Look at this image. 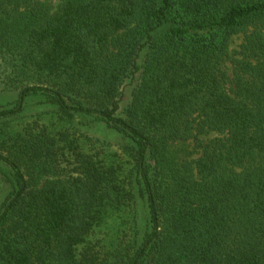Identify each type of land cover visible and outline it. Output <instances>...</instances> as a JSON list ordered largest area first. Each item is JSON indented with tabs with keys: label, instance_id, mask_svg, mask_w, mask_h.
Returning <instances> with one entry per match:
<instances>
[{
	"label": "trees",
	"instance_id": "1",
	"mask_svg": "<svg viewBox=\"0 0 264 264\" xmlns=\"http://www.w3.org/2000/svg\"><path fill=\"white\" fill-rule=\"evenodd\" d=\"M54 1L0 0V264H264V0Z\"/></svg>",
	"mask_w": 264,
	"mask_h": 264
},
{
	"label": "rangeland",
	"instance_id": "2",
	"mask_svg": "<svg viewBox=\"0 0 264 264\" xmlns=\"http://www.w3.org/2000/svg\"><path fill=\"white\" fill-rule=\"evenodd\" d=\"M58 2L55 0L54 5H57ZM245 35H239L234 38L232 44L233 54L237 56V51H240L241 44L243 43ZM225 69L229 74H232V64L229 62L225 65ZM133 89L132 82L124 88V96L121 102V107L125 108L131 99V93ZM19 90L12 88L7 85L3 70L0 68V106L8 105L13 102L18 96ZM40 97H30L24 114L22 118L28 119L36 115L42 114L46 121L50 119L52 112L55 111L53 105L41 103ZM75 126L82 132L88 134L94 139H99L106 143L109 146L110 151L123 153V146H126L130 141L125 138L118 131L109 128L105 123L95 120L93 117L89 116H78L74 121ZM214 137V136H212ZM11 187L9 184L0 177V205L5 201L8 193L10 192ZM138 212H139V222L141 228L145 227L147 208L143 199H138ZM110 223H113L112 218L109 219ZM122 221L119 219L117 222ZM104 226V225H103Z\"/></svg>",
	"mask_w": 264,
	"mask_h": 264
}]
</instances>
